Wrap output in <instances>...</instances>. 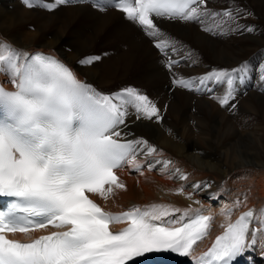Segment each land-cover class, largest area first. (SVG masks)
I'll use <instances>...</instances> for the list:
<instances>
[{
  "label": "snow or ice",
  "instance_id": "6c2138e0",
  "mask_svg": "<svg viewBox=\"0 0 264 264\" xmlns=\"http://www.w3.org/2000/svg\"><path fill=\"white\" fill-rule=\"evenodd\" d=\"M32 8L39 3L51 11L76 0H23ZM93 7L121 11L155 41L167 57L178 53L177 43L166 37L153 17L191 21L214 35L234 31L253 32L237 23L240 11L209 10L207 0H92ZM206 19L212 23L205 24ZM99 56L78 63L91 65ZM178 60L167 59L171 70ZM247 62L237 67L213 70L202 77L173 75V84L190 91H204L206 81L225 82L224 94L214 97L223 106L235 100L234 80L243 79ZM0 74L13 88L0 84V197L12 198L0 210V264H137L150 254H176L192 264H235L259 247L264 256V209L243 212L228 222L211 247L194 255L195 245L211 228L212 216L168 205H134L126 211H105L88 194L107 200L126 190L117 170L131 164L134 171L157 164L167 168L171 161L137 162V155L151 156L157 149L144 139H128L123 132L127 118L160 119V109L134 87L101 93L54 56L28 53L0 41ZM264 81V64L260 68ZM198 82V83H197ZM235 108V104H231ZM131 110V111H130ZM175 172L179 179L186 174ZM201 184L193 187L200 188ZM183 192V189H178ZM87 193V194H86ZM189 198H191L189 194ZM240 201L237 200L236 204ZM228 214L231 209L226 210ZM174 214H179L175 215ZM167 218V219H165ZM126 226L113 231V223ZM253 225H258L253 227ZM51 231L21 241L8 233Z\"/></svg>",
  "mask_w": 264,
  "mask_h": 264
},
{
  "label": "bare ground",
  "instance_id": "6f19581e",
  "mask_svg": "<svg viewBox=\"0 0 264 264\" xmlns=\"http://www.w3.org/2000/svg\"><path fill=\"white\" fill-rule=\"evenodd\" d=\"M71 4L49 11L39 3L29 8L23 0H0V41L28 53L42 49L57 54L72 66L79 80L105 94L118 91L111 86L114 81L131 79L162 115L160 119H137L133 113L127 118L126 138L144 139L157 149L151 156L138 154L136 160L141 164L171 161L167 168L157 164L138 172H132L128 164L119 170L121 182L128 183L126 190H118L107 200L94 196L111 211L162 204L181 213L186 209L209 213L212 236L201 241L194 253L204 250L216 233L247 209L255 208L257 213L264 209V81L260 79L264 0H233L224 6L234 14L245 13L237 23L253 28V32L214 35L199 23L153 17L162 33L177 43L178 53L167 57L116 8L100 11L90 0ZM220 5V0H207L205 6L219 12ZM210 23L211 19L205 20ZM87 56H99L100 60L91 65L78 63ZM178 57L182 58L180 64L169 70L167 59ZM244 61L248 70L241 74L243 79L237 76L234 80L235 100L229 106L222 107L214 98L224 94L225 82L206 81L201 92L173 84L174 74L202 77ZM0 78L13 87L4 74ZM212 86L214 92L210 93ZM176 169L187 179H179ZM196 184L202 186L193 187ZM181 188L183 192L178 191ZM261 251L256 247L247 252L250 264L264 259Z\"/></svg>",
  "mask_w": 264,
  "mask_h": 264
},
{
  "label": "rangeland",
  "instance_id": "374dc122",
  "mask_svg": "<svg viewBox=\"0 0 264 264\" xmlns=\"http://www.w3.org/2000/svg\"><path fill=\"white\" fill-rule=\"evenodd\" d=\"M232 1L233 0H220V3H221L220 6H222V7L217 8V11H219V12L225 11L226 9L224 10V6H226L228 3L232 2ZM69 5H73V4L69 3ZM158 52H159V49H158ZM190 68H191V66H190ZM84 82H87V81H84ZM111 86L114 87L116 90H119L120 88H125V87H134V88H136V86L133 84L132 80L129 79V78L126 79V80H122V81L116 80V81L113 82V84H111ZM109 89H113V88H109ZM98 91H101V93H102V90L101 89H98ZM157 177H160L161 178L162 176L161 175H157ZM125 185H128V183L125 184ZM217 227H219V224H218Z\"/></svg>",
  "mask_w": 264,
  "mask_h": 264
}]
</instances>
